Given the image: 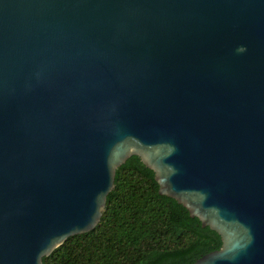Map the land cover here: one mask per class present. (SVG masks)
<instances>
[{
	"label": "water",
	"instance_id": "obj_1",
	"mask_svg": "<svg viewBox=\"0 0 264 264\" xmlns=\"http://www.w3.org/2000/svg\"><path fill=\"white\" fill-rule=\"evenodd\" d=\"M131 157L264 264V0H0V264L93 231Z\"/></svg>",
	"mask_w": 264,
	"mask_h": 264
},
{
	"label": "trees",
	"instance_id": "obj_2",
	"mask_svg": "<svg viewBox=\"0 0 264 264\" xmlns=\"http://www.w3.org/2000/svg\"><path fill=\"white\" fill-rule=\"evenodd\" d=\"M220 247V237L160 196L153 172L131 157L116 171L97 227L67 239L43 264H193Z\"/></svg>",
	"mask_w": 264,
	"mask_h": 264
}]
</instances>
